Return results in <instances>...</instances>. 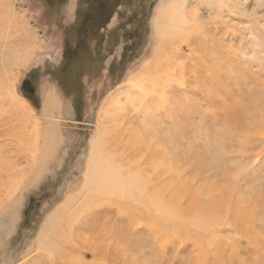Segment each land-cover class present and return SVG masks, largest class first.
<instances>
[{
	"label": "rangeland",
	"instance_id": "1",
	"mask_svg": "<svg viewBox=\"0 0 264 264\" xmlns=\"http://www.w3.org/2000/svg\"><path fill=\"white\" fill-rule=\"evenodd\" d=\"M173 1L0 0V264H264V0H183L179 28L158 21ZM251 101L227 142L225 119ZM98 133L158 193V228L125 214L118 189L82 193ZM68 199L50 261L37 239Z\"/></svg>",
	"mask_w": 264,
	"mask_h": 264
},
{
	"label": "bare ground",
	"instance_id": "2",
	"mask_svg": "<svg viewBox=\"0 0 264 264\" xmlns=\"http://www.w3.org/2000/svg\"><path fill=\"white\" fill-rule=\"evenodd\" d=\"M180 2H183V0H178V1L174 0L170 4V7H165L161 11V13L158 17V21L163 22L166 18H168L171 22H176L174 26L176 28H179L177 21H178V18H180L182 16V8H183ZM9 3L10 2L7 1V4H9ZM3 4H6V3L4 2ZM13 17L15 18V16H13ZM172 19H173V21H172ZM235 79H237V78H235ZM46 98L47 99L45 100V103H44L45 104L44 109H45V112L50 113L51 111H53L52 109H54L55 106L57 105V97H56V95H51V96H48ZM60 104H61V102H60ZM258 104H259V102H258ZM258 106H260V105H256L253 101L248 102L246 105H244L242 107V109L240 111H238L234 115L232 114L231 116H228L225 119V122H227L228 124L231 123L233 125L232 130L226 129L228 126L224 127L223 131L226 132L227 138H229V140L227 142L232 140L229 133L234 132L235 134L239 135L240 133L242 134V132L243 133L245 132V130L247 129V127L249 125L247 124L244 126L243 121L246 118H250V116L252 118L253 115H256L255 113H253V110H254V108H257ZM255 111H257V110L255 109ZM253 117L255 119V116H253ZM97 131H99V128ZM55 133L56 134H50L47 137L45 136L46 145H44V147L45 146L46 147L52 146V148H53V150H51L52 148L51 149L45 148V150L42 149L44 151L43 153L49 158H50L51 154H52V156L54 155V152L57 151L56 149H57L59 143L61 142L60 134H58V132H55ZM241 134H240V136H241ZM101 136L104 137L102 134L98 133L97 136L95 137V139H92L91 141H89V142H91V144H90V155H89V158L87 160V165H86L87 169H86V172L84 174L85 179H84L82 193L87 191V192H90L89 195L93 194L92 197L90 196L91 198L88 200L89 204H92V203L98 202V200H96V201L94 200V198L98 199L97 196H99V195H101V196L105 195L108 197L114 196V195H116V189H118L119 191H121L124 194V197H123L124 204L119 205V208H120V206L124 205V211L128 212V213L124 212L125 214H128V215L131 214V216H135L137 214V211H138V219H139L141 217L147 216L146 213L143 211V209H144L145 211L148 212V214H149L148 216H150V219H145L148 223H150V224L147 223V225H151V227L158 228L159 225H161V224L157 220L153 221L151 219V217H154V215H155L154 213H156V211L160 212V214L163 213V208L161 207L162 205L160 204V201H157V200H160V199H158L159 198L158 193L156 192L155 198H154V196L150 197L149 196V193H150L149 188H151V185H149L147 180L144 179V176L141 175L142 180L135 181L134 180L135 176L131 179L132 175H129L130 172L128 173L127 172L128 170L125 172V169H127V167L124 165H123L124 167L121 166V164L123 162H120L121 164L119 163V166H118V165H116V163H114V161H111L108 156H104L105 149L103 147L104 146L103 145V139ZM244 136H245V133H244ZM241 140H242V138H238L237 141H241ZM244 142H243V144H244ZM228 144L230 145V143H228ZM180 158H181V156H179L178 151L172 150V151H168V153H167V159H173L175 162H178ZM174 161L169 160V164L174 165V163H175ZM44 163H46V162H44L42 160V158L40 157L39 160L35 163V165L33 164L34 168H33L32 172H33L34 177L41 176L43 171L46 170L47 165H43ZM174 166H176V165H174ZM212 167H214V166H212ZM136 183H139V184L135 187ZM138 192H139V197H142L140 199L141 204L135 205V204H133L132 201H134V199L136 200ZM68 200H70V199H68ZM68 200H67V202H68ZM110 200L113 201V198H110ZM74 201H76V199H71L66 205L64 204L60 208H58L57 212L50 215L47 223L44 226V229H43L41 235L37 239L38 250H36V251L39 252V250H43V251L48 252L47 257L50 259V261L54 258L53 256H58L60 254L61 250L59 247L62 246V242H61V238L58 237L60 234L58 229H60V228H57V226L61 224L60 223L62 221L61 219H64L65 216L68 214V211L70 210V206L73 205ZM76 206H78V205H76ZM135 207L137 209H135ZM106 208L108 209L107 211L109 213H112L114 210L112 207H106ZM141 213L142 214L144 213L145 215L142 216ZM161 216H158V217L161 218ZM158 217H156V218H158ZM132 218L130 217V220ZM151 221H152V223H151ZM55 232L56 233L58 232V233L56 234ZM33 259H35V260L33 261L32 264H38V262L44 261L45 256L43 253L40 252ZM55 262H57V261H55Z\"/></svg>",
	"mask_w": 264,
	"mask_h": 264
},
{
	"label": "water",
	"instance_id": "3",
	"mask_svg": "<svg viewBox=\"0 0 264 264\" xmlns=\"http://www.w3.org/2000/svg\"><path fill=\"white\" fill-rule=\"evenodd\" d=\"M32 73H33V75H35L36 71L34 69H32ZM21 89L26 95H29L30 97H32L34 95L35 87L29 79H25L22 82Z\"/></svg>",
	"mask_w": 264,
	"mask_h": 264
},
{
	"label": "flooded vegetation",
	"instance_id": "4",
	"mask_svg": "<svg viewBox=\"0 0 264 264\" xmlns=\"http://www.w3.org/2000/svg\"><path fill=\"white\" fill-rule=\"evenodd\" d=\"M32 82V81H31Z\"/></svg>",
	"mask_w": 264,
	"mask_h": 264
}]
</instances>
